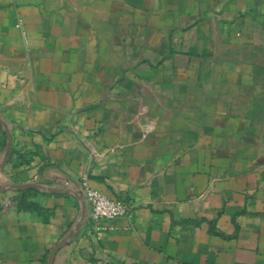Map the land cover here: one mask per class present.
<instances>
[{
	"label": "crops",
	"instance_id": "crops-1",
	"mask_svg": "<svg viewBox=\"0 0 264 264\" xmlns=\"http://www.w3.org/2000/svg\"><path fill=\"white\" fill-rule=\"evenodd\" d=\"M0 264H264V0H0Z\"/></svg>",
	"mask_w": 264,
	"mask_h": 264
},
{
	"label": "built area",
	"instance_id": "built-area-1",
	"mask_svg": "<svg viewBox=\"0 0 264 264\" xmlns=\"http://www.w3.org/2000/svg\"><path fill=\"white\" fill-rule=\"evenodd\" d=\"M81 206L82 215L85 217L90 213L91 218L96 221H110L126 215L130 207L122 199H112L101 191L92 188L83 179L82 193L77 195Z\"/></svg>",
	"mask_w": 264,
	"mask_h": 264
}]
</instances>
